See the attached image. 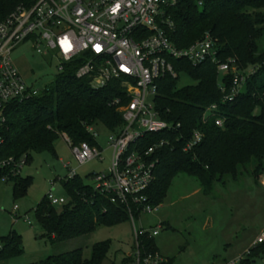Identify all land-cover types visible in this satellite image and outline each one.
I'll return each mask as SVG.
<instances>
[{"label": "trees", "instance_id": "16d2710c", "mask_svg": "<svg viewBox=\"0 0 264 264\" xmlns=\"http://www.w3.org/2000/svg\"><path fill=\"white\" fill-rule=\"evenodd\" d=\"M33 0H0V21L19 5L30 6ZM175 23L170 31L171 41L179 49L187 48L206 33L215 41L221 62L234 59L240 69L252 68L254 73L247 81L245 91L231 102L224 98L231 90V76L221 77L211 61L194 67L184 60H171L179 77H166L158 82L155 110L159 117L180 128L173 134L145 136L139 149L147 150L161 139L168 138L171 145L156 152L155 180L146 192L148 202L161 206L173 180L181 175L195 178L206 196H210L216 182L227 177L237 180L241 169L255 166L257 179L264 174V0H204L199 8L194 0H182L170 11ZM81 65L76 60L66 65L54 83L32 100L15 104L8 115L5 144L0 159L27 156L33 153L56 154L55 143L66 134L74 145L99 142L87 131V126H103L109 133H116L124 120L111 103L121 97L123 90L116 82L102 90H95L89 79H78L76 72ZM181 75L190 77L195 84L178 88ZM223 81L227 92L219 88ZM216 105V116L203 121L207 109ZM223 126L216 125L217 119ZM195 130L204 134L200 146L184 152L185 143ZM3 175L0 173V179ZM14 196L27 193L31 178L11 177ZM70 202L61 211L52 206L47 197L36 209L41 227L55 243H62L92 234L100 226L113 227L131 220L128 209L115 205L106 196L95 191L92 185L79 176L65 184ZM135 218L139 213L133 209ZM142 253L157 252L155 238L145 234L140 237ZM111 249L105 241L93 247L90 259H84L83 250L51 256L32 264H103ZM24 254L22 238L16 233L0 238V264ZM264 255V243L251 248L241 264H254ZM129 260L125 258L121 264ZM116 264V263H111ZM167 264H172L168 260Z\"/></svg>", "mask_w": 264, "mask_h": 264}, {"label": "built area", "instance_id": "2783aa9c", "mask_svg": "<svg viewBox=\"0 0 264 264\" xmlns=\"http://www.w3.org/2000/svg\"><path fill=\"white\" fill-rule=\"evenodd\" d=\"M182 0H33L30 6L19 5L0 21V150L5 144L9 111L15 104H22L40 95L39 90L28 84L13 59L14 51L31 44L36 52L48 58L50 65L56 62L58 74L66 65L80 60L78 79H89L95 90L107 88L116 82L122 96L111 105L122 114L124 126L116 133L108 134V149L112 151L111 167L105 174L94 175L92 187L115 205L128 209L134 227V251L125 264H167L168 260L158 252L142 253L140 237L159 235L154 230L138 229L133 209L141 216L152 214L160 206L148 202L146 192L155 180L158 161L150 158L161 149L170 146L164 138L147 150L139 149L145 136L175 133L180 125L162 120L155 110L158 82L166 77L177 79L171 60H184L197 67L207 61L217 66L221 77L231 76V90L224 101L231 102L245 91L252 74L242 71L234 59L221 62L216 44L208 32L193 45L179 49L171 41L170 31L175 23L170 11ZM199 8L204 0H194ZM219 88H227L222 80ZM217 106L207 109L203 121L217 114ZM216 125L223 126L217 119ZM96 126L87 131L98 141ZM71 148L80 166L93 160L103 162L105 149L87 142L74 145L68 135H61ZM204 134L195 130L184 145V152H191L202 144ZM99 142V141H98ZM28 165L27 156L0 159L2 179L21 176ZM69 169V166L66 165ZM76 170H69L68 180L76 178ZM52 206H63L66 199L47 195ZM264 243V233L257 245ZM248 252L246 253V255ZM245 255V256H246ZM245 256L224 264H241Z\"/></svg>", "mask_w": 264, "mask_h": 264}, {"label": "rangeland", "instance_id": "374dc122", "mask_svg": "<svg viewBox=\"0 0 264 264\" xmlns=\"http://www.w3.org/2000/svg\"><path fill=\"white\" fill-rule=\"evenodd\" d=\"M260 47L264 49V39ZM12 57L34 88L42 90L54 83L58 75L56 62L50 65L49 59L39 55L31 44L17 48ZM245 71L253 73L252 68ZM193 84L190 77L181 75L177 87ZM96 130L98 141L106 150L103 162L93 160L80 166L61 136L55 143L56 154L33 153L23 169L22 178L32 180L27 193L14 196V183L0 179V238L16 233L24 247L22 256L1 264H32L78 249L83 250L84 259H90L93 247L105 241L111 242V249L103 264H121L134 251L131 220L113 227L100 226L90 235L55 243L37 219L36 209L48 194L66 199V204L70 202L65 191L70 169L90 185L94 175L110 169L109 132L103 126ZM254 167L241 169L237 180L227 177L224 183L216 182L210 196L204 194L195 178L181 174L173 180L159 210L135 218L134 223L138 229L160 228L155 245L172 264H224L238 260L257 246L264 233V174L256 179ZM63 206L56 208L61 211ZM262 256L255 264H264Z\"/></svg>", "mask_w": 264, "mask_h": 264}, {"label": "crops", "instance_id": "0c3cea01", "mask_svg": "<svg viewBox=\"0 0 264 264\" xmlns=\"http://www.w3.org/2000/svg\"><path fill=\"white\" fill-rule=\"evenodd\" d=\"M159 254H160V252L159 251H157ZM166 259V258H165ZM166 260H169V259H166ZM262 260H263V262H264V255L262 256ZM257 261V260H256ZM226 262V261H225ZM256 263V262H255ZM254 263V264H255Z\"/></svg>", "mask_w": 264, "mask_h": 264}]
</instances>
